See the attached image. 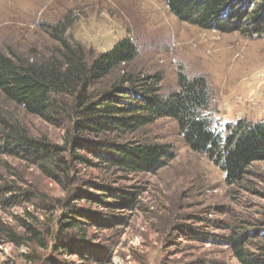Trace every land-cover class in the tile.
<instances>
[{"label": "rangeland", "instance_id": "1", "mask_svg": "<svg viewBox=\"0 0 264 264\" xmlns=\"http://www.w3.org/2000/svg\"><path fill=\"white\" fill-rule=\"evenodd\" d=\"M69 12L77 18L69 35L91 57L131 37L140 50L133 68L164 73V95L178 89L181 70L206 77L216 130L240 119H264V36L182 22L164 0H0V47L30 59L48 52L57 43L42 24L55 23ZM0 116L20 122L35 136L64 142L65 127L27 113L1 92ZM124 139L171 144L176 157L156 173L120 176L80 167L77 188L88 180L124 185L135 192V206L109 210L74 197L72 202L95 212L97 221L87 227L85 239L67 240L74 250L63 255L52 252L51 245L46 249L34 242H11L5 232L21 233L22 219L57 232L63 211L57 199H69L73 189H63L26 161L0 156V264H241L222 240L231 231L264 234V161L256 162L242 183L229 184L219 165L186 145L169 117ZM13 181L18 205L4 202L12 195L2 185ZM257 243L253 235L247 248L254 251ZM33 254L39 259L31 260Z\"/></svg>", "mask_w": 264, "mask_h": 264}, {"label": "trees", "instance_id": "2", "mask_svg": "<svg viewBox=\"0 0 264 264\" xmlns=\"http://www.w3.org/2000/svg\"><path fill=\"white\" fill-rule=\"evenodd\" d=\"M164 2L180 21L199 28L264 36V0ZM76 20L69 12L55 23H43L42 29L57 45L32 59L0 47L3 97L27 113L66 129L64 142L56 143L47 136L31 134L20 122L0 116V156L26 161L63 189H73L69 199L63 202L57 199L63 210L57 232L43 230L37 221L29 223L22 219L21 233L9 228L5 233L11 242L20 245L34 242L46 249L51 245L52 252L62 255L73 253L74 248L65 244L67 240L85 239L87 227L97 221L95 212L72 202L74 197L109 210L135 206V192L124 185L88 180L84 187L77 188L80 167L120 176L158 172L176 157L173 146L124 137L161 118L176 121L186 145L219 165L229 184L242 183L250 168L264 161V119H240L216 130L209 114L212 93L206 77H190L181 70L178 89L164 95L161 86L164 73L133 68L140 50L131 37L126 36L110 50L91 57L69 35ZM15 186V181L2 185L5 194L12 195L4 202L21 203L16 198L19 196L13 195ZM22 195L25 202L31 201ZM253 235L260 241L254 251L247 248ZM222 241L241 264H264L263 233L231 231ZM30 258L36 261L39 256L33 254Z\"/></svg>", "mask_w": 264, "mask_h": 264}]
</instances>
